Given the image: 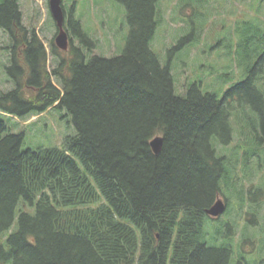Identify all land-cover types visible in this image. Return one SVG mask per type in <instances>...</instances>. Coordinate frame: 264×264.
I'll return each instance as SVG.
<instances>
[{"label": "trees", "instance_id": "trees-1", "mask_svg": "<svg viewBox=\"0 0 264 264\" xmlns=\"http://www.w3.org/2000/svg\"><path fill=\"white\" fill-rule=\"evenodd\" d=\"M115 1L129 24L122 51L87 60L96 40L70 13L78 44L61 51L52 40L51 69L18 0L0 1L14 82L0 91V110L25 116L57 107L76 129L61 146L23 150V134L0 121V264L230 263L229 247L203 240L205 209L226 171L213 141L232 140L231 108L244 104L264 130V73L251 66L222 98L198 84L177 95L170 63L182 40L167 49L165 64L150 46L160 0Z\"/></svg>", "mask_w": 264, "mask_h": 264}, {"label": "rangeland", "instance_id": "rangeland-1", "mask_svg": "<svg viewBox=\"0 0 264 264\" xmlns=\"http://www.w3.org/2000/svg\"><path fill=\"white\" fill-rule=\"evenodd\" d=\"M18 4L22 23L34 27L42 39L51 69L56 59L50 44L57 27L48 0H18ZM62 5L69 44H78L67 26L70 13L96 40L86 51L87 60L93 54L110 57L122 51L129 32L123 4L62 0ZM180 40L183 46L170 63L175 93L186 96L188 88L198 84L202 91L222 98L247 77L251 66L256 75L264 73V0H160L159 24L150 46L162 64L167 61V49ZM10 45L11 37L0 27V91L14 87L5 70L11 59ZM53 81L59 86L56 78ZM262 82L264 77L259 79ZM228 104L233 107L237 102ZM0 121L7 132L23 134V150L61 146L65 137L76 133L70 115L57 107L25 116L0 110ZM230 121L232 140L227 144L213 141L217 155L226 161L220 181L226 209L217 217L205 218L203 240L208 245L229 247V264H260L264 259V130L257 113L246 104L237 111L231 108Z\"/></svg>", "mask_w": 264, "mask_h": 264}, {"label": "water", "instance_id": "water-1", "mask_svg": "<svg viewBox=\"0 0 264 264\" xmlns=\"http://www.w3.org/2000/svg\"><path fill=\"white\" fill-rule=\"evenodd\" d=\"M49 10L57 27V33L54 37L55 45L60 49H67L69 39L68 33L64 28L65 17L61 5V0H48ZM150 145L155 153H158L162 145V137L155 136L151 139ZM225 210V203L218 198L205 212L211 216H217Z\"/></svg>", "mask_w": 264, "mask_h": 264}, {"label": "flooded vegetation", "instance_id": "flooded-vegetation-1", "mask_svg": "<svg viewBox=\"0 0 264 264\" xmlns=\"http://www.w3.org/2000/svg\"><path fill=\"white\" fill-rule=\"evenodd\" d=\"M69 39H70V38H69ZM222 197H223V196H222ZM223 201L225 202V205H226V201H225L224 197H223ZM225 209H226V206H225ZM263 261H264V259L262 260V262H263ZM262 262H261V263H262ZM261 263H260V264H261ZM238 264H243V263H242V262H238Z\"/></svg>", "mask_w": 264, "mask_h": 264}]
</instances>
